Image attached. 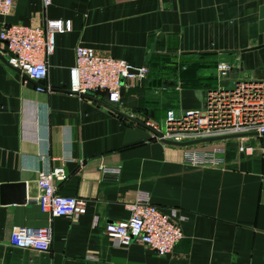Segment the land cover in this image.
Segmentation results:
<instances>
[{
    "label": "crops",
    "instance_id": "0c3cea01",
    "mask_svg": "<svg viewBox=\"0 0 264 264\" xmlns=\"http://www.w3.org/2000/svg\"><path fill=\"white\" fill-rule=\"evenodd\" d=\"M13 3L0 14V29L55 20L70 28L54 33L39 82L6 63L0 40V264H264V134L202 142L217 150L221 165H187L182 146L157 141L148 128L112 113L95 101L102 93L69 90L78 44L148 67L146 78L123 80L117 109L160 129L169 109L203 108L209 89L264 82V0ZM220 60L233 66L222 79ZM56 166L66 174L54 182L56 192L87 201L77 218H50L36 203L37 171ZM140 191L187 216L182 238L166 255L138 242L117 244L104 232L108 222L129 216L126 204ZM46 225L48 251L10 243L12 232Z\"/></svg>",
    "mask_w": 264,
    "mask_h": 264
},
{
    "label": "built area",
    "instance_id": "2783aa9c",
    "mask_svg": "<svg viewBox=\"0 0 264 264\" xmlns=\"http://www.w3.org/2000/svg\"><path fill=\"white\" fill-rule=\"evenodd\" d=\"M44 7L51 0H42ZM14 6L13 0H0V14L7 15ZM69 22L55 20L45 27L25 24L3 25L0 40L6 44V63L27 80L39 82L47 75V57L54 49V33L65 32ZM232 64L220 60L216 65L218 78H226ZM148 73L146 65L136 66L124 59L99 54L90 46L76 45L74 63L69 69L72 93L84 96L102 93L104 98L117 104L121 101L123 80L144 79ZM41 90L42 86H38ZM156 130L155 140L186 142L198 138L233 133L264 134V82L240 80L230 87L217 86L206 92L201 109H186L179 114L169 109L160 129L155 122L145 121ZM201 143L184 145L183 163L192 166H220L222 160L215 149L199 147ZM102 172L118 174L120 168L101 167ZM66 177L64 168H42L37 171L38 194L36 203L50 218H77L86 212V199L78 196L60 195L56 192L55 181ZM129 216L123 220L108 222L104 232L117 244L129 245L138 242L163 256L175 247L182 238V223L186 214L179 208L164 209L151 202L148 192L140 191L133 201L126 204ZM52 232L50 225L27 227L14 231L10 243L20 249L48 251Z\"/></svg>",
    "mask_w": 264,
    "mask_h": 264
},
{
    "label": "water",
    "instance_id": "95a60500",
    "mask_svg": "<svg viewBox=\"0 0 264 264\" xmlns=\"http://www.w3.org/2000/svg\"><path fill=\"white\" fill-rule=\"evenodd\" d=\"M88 94L84 95V96H87ZM95 101H97L99 104L105 106L106 108H108V110H110L112 113H116L120 116H123L125 118H128V119H131L135 122H137L138 124L148 128L152 133H155V134H158L156 132L155 129H153L150 125L144 123V122H141L133 117H131L130 115L128 114H125L121 111H119L117 109V103L115 102H112V101H109L107 98H103V99H96L94 98ZM247 134H250V135H256V133L254 132H250V133H233V134H226V135H219V136H211V137H204V138H198V139H194V140H190V141H186V142H174V141H171V140H162L163 143H167V144H171V145H176V146H184V145H190V144H195V143H202V142H207V141H213V140H219V139H226V138H230V137H238V136H242V135H247ZM22 190H23V199L20 200V201H24L25 200V186L24 184H21L20 185Z\"/></svg>",
    "mask_w": 264,
    "mask_h": 264
}]
</instances>
